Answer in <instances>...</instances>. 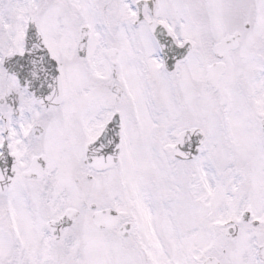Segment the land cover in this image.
Instances as JSON below:
<instances>
[{
    "label": "snow or ice",
    "instance_id": "6c2138e0",
    "mask_svg": "<svg viewBox=\"0 0 264 264\" xmlns=\"http://www.w3.org/2000/svg\"><path fill=\"white\" fill-rule=\"evenodd\" d=\"M0 264H264V0H0Z\"/></svg>",
    "mask_w": 264,
    "mask_h": 264
}]
</instances>
